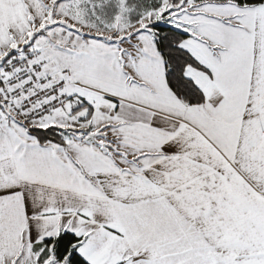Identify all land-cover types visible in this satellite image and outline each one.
<instances>
[{
    "label": "snow or ice",
    "instance_id": "6c2138e0",
    "mask_svg": "<svg viewBox=\"0 0 264 264\" xmlns=\"http://www.w3.org/2000/svg\"><path fill=\"white\" fill-rule=\"evenodd\" d=\"M0 264H264V0H0Z\"/></svg>",
    "mask_w": 264,
    "mask_h": 264
}]
</instances>
